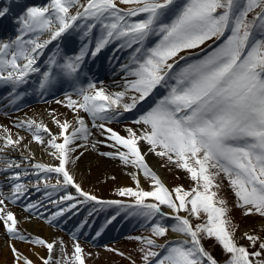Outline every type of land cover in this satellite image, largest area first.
<instances>
[{"label":"snow or ice","instance_id":"6c2138e0","mask_svg":"<svg viewBox=\"0 0 264 264\" xmlns=\"http://www.w3.org/2000/svg\"><path fill=\"white\" fill-rule=\"evenodd\" d=\"M9 11L0 8V18ZM18 24L13 38L0 39V86L19 98V89L39 74L41 90L67 81L73 91L56 101L72 119L55 109L48 113L55 132L27 115L11 127L0 125V228L13 241L12 264H86L75 231L69 254L62 237L32 236L20 228L13 206L25 200V220L35 214L50 226L89 203V217L97 205L116 209L105 226L121 212L141 218L150 234L130 238L139 244V261L107 249L130 264H220L205 247L206 238L220 246L223 264H264V0H46L25 6ZM73 33L82 44L79 53H53L42 70L49 45ZM113 42L128 51L118 90L102 81L83 86L85 58ZM134 110L139 115L124 134L110 126ZM91 129L103 139H90ZM101 144L112 151L101 152ZM33 145L53 162L37 161ZM89 152L129 169L133 183L116 189L122 199H103L78 182L72 166ZM149 154L184 170L193 186L169 188L150 166ZM141 177L150 181L148 188ZM218 179L228 181L245 218L261 220L259 230L241 234L246 245L236 239L239 225L232 223L227 201L213 190ZM33 190L43 199H28ZM87 224L85 218L78 228ZM17 243L28 244L36 261Z\"/></svg>","mask_w":264,"mask_h":264},{"label":"bare ground","instance_id":"6f19581e","mask_svg":"<svg viewBox=\"0 0 264 264\" xmlns=\"http://www.w3.org/2000/svg\"><path fill=\"white\" fill-rule=\"evenodd\" d=\"M8 0H0V8H3L6 6V2ZM36 1V0H31ZM37 0L36 2H38ZM38 3L44 4L46 3V0H41ZM38 3H31L30 1H26V6H38ZM19 28V27H18ZM18 30V29H17ZM17 32V31H16ZM74 36L71 35H65V37L59 39V41H54V44H57L58 47L63 46L62 52L59 53L61 55H64L65 53L67 56L75 55L79 53V50L82 46L81 41L79 39V36L76 33ZM15 34H0V39L7 40L9 38H13ZM94 36H97L99 34H93ZM72 40L71 43H69V40ZM61 42V43H60ZM119 42H113L106 46L100 53L97 54L94 59H91L92 57L88 55L85 58L84 61V73L90 72V67L96 63L97 60L103 63L102 67L100 66L101 72H102V78L107 79L112 76L116 75L120 72V66L116 63L120 62V65L125 63L126 58V51L120 48H116L114 45H118ZM62 44V45H61ZM55 47V46H54ZM92 47H94V43L92 44ZM46 51V50H45ZM58 52V50L54 51L53 53ZM70 52V53H69ZM106 56H105V55ZM97 59V60H96ZM94 63V64H93ZM98 67V65H97ZM96 76L95 74L89 75L90 78H93ZM122 74L120 75V77ZM116 76L114 77V79ZM106 87L110 88L111 90H118V86L122 84V79L120 78V81L117 82L113 80L111 77L110 80L107 81ZM35 86H38L37 88L40 89L39 83H35ZM58 88V87H57ZM19 91H23V88H20ZM41 93H44V90L40 89ZM48 94L50 91H48ZM5 93L7 96H12L14 92L9 86H5ZM5 96V94H4ZM64 97L58 98L57 100H63ZM57 100H47L42 104H35L26 107L24 110H22L18 114H14L13 116H3L0 115V125H5L8 127H11L15 120L17 119H23L25 115L28 117H36L37 119L44 120L45 123L49 124V127L52 128V130L55 132L57 131L56 126L50 122V118L48 116V113L50 110L55 109L59 114H61L63 117H67L68 119H72V113L70 110L66 109L63 105L57 104ZM135 112V110L131 113H124L122 117L116 121L113 122L110 126L116 129L117 131H121V134H124L122 129L127 126H134L132 124V121H130V118L132 114ZM85 115V114H84ZM86 120L89 122V126L91 128V118H87ZM91 131L94 133L90 139H103V137L99 136V132L96 129H91ZM82 143V141H81ZM99 150L101 152L104 151H112V149L106 147L105 145L101 144L99 146ZM33 151L36 154V159L39 162H53L51 158L43 151L42 148L33 145ZM18 155V154H16ZM157 162L151 160V166L155 168L158 175H160L163 180L166 182L164 176L161 173L160 168L156 164ZM73 171L76 173V178L78 182L82 183V186L85 190L94 192L95 194H98L96 192V189H89V179H92L97 184L98 182H101L100 179L103 177V175H107L108 173L112 175L113 177H116L118 175L121 178L130 179L129 175H123L122 172L125 171L126 167L121 164V162L118 159H112L107 157H101L98 156L95 152H89L85 153V156L78 162L77 165L72 166ZM89 175H93L89 177ZM93 188V187H92ZM70 191L74 192V189H70ZM28 199L31 200H39L43 199V195L40 192H35L33 196H29ZM80 207V205H78ZM47 208L51 211H55V208L52 205H47ZM13 210L17 213V216L20 220V228L25 231L27 234H31L32 236L40 235L43 238L52 239L56 237H60V231L57 228H54L53 226H50L45 220L38 218L34 214V218L31 220H25V217L28 215L23 208L15 206L13 207ZM41 212L46 213L44 216L48 215V212L44 209L41 210ZM77 217L78 222L81 223L84 221V215L82 214V211L77 210ZM67 218V217H66ZM64 219V218H63ZM102 226H99V228L96 230L98 231ZM77 229V226H76ZM77 231V230H76ZM109 233V230L104 229L101 236L106 235ZM176 233H173L174 235ZM8 236H5L3 228H0V264H12L13 257L10 252L9 245L12 243ZM17 247L27 256H30L34 261H36V257L32 254L33 249L26 243H17ZM36 251H39L41 255H43V251L39 248L35 249ZM38 264V262H37Z\"/></svg>","mask_w":264,"mask_h":264},{"label":"rangeland","instance_id":"374dc122","mask_svg":"<svg viewBox=\"0 0 264 264\" xmlns=\"http://www.w3.org/2000/svg\"><path fill=\"white\" fill-rule=\"evenodd\" d=\"M47 57L45 59H47ZM120 75L121 72L117 73L116 78H113V80L119 82L121 78ZM103 81L106 82L107 79ZM147 108L145 110H147ZM146 159L148 160L150 166L151 160L157 162L156 164L160 168L161 173L164 176L166 182L160 175L159 176L169 188H173L178 185H183L187 189L193 186V182L190 180L188 174L184 170L177 169L171 162L167 161L165 158H160L153 154H149ZM152 168L154 171H156L154 167ZM128 172L129 169L126 168L125 171L122 172V176L127 175ZM91 176L93 175H89V177ZM100 181L101 182H98L97 184L92 179H89V184L93 187H89V189L94 190L95 188L96 192L98 193L97 195L103 199H122L116 195V189L120 186H127L133 183L131 179H126L124 177L121 178L118 175H116V177H114L113 179V176L109 173L107 175H103ZM141 183L143 187L148 188L150 181L144 177H141ZM218 183L220 184L219 188L213 190L217 191L218 199H225L227 201V204L231 209L230 217L232 223L235 225H239V228L235 233L236 239L239 243L246 245L248 242L240 238L241 234L244 231L249 230L250 228H255L259 230L261 227V220L258 216H251L245 218L242 215L241 210L234 206V196L228 185V181H221L218 179ZM92 206L93 205L91 203L83 205L82 209L84 210L85 214H88ZM96 207L97 211L94 212L91 217L102 213L104 218H102L101 220L103 222H106V220H108L112 215H115L116 209L114 207L102 208L99 205H97ZM116 220L120 222V229L123 228L122 231H120V236L113 238L111 237L103 240L102 242H93V239L88 234V231H86L88 229V224L84 228L80 229L78 228V225H80L81 223H79L77 220L76 233L79 236V242L81 246L85 250L86 264H130V261L128 259L121 257L115 254L114 252L108 251V248L117 249L118 251L124 252L125 257L130 255L133 259L139 261V244L138 242L130 238L136 235H149L150 228L142 226L143 221L141 218L135 216H128L125 214V212H121V214L117 216ZM203 220H206V216L202 214L201 222H203ZM56 226L59 227L58 225ZM73 232L74 231L67 232L64 229H60V237L63 238L65 245L68 246L69 254H71V245L73 243L71 233ZM5 236L7 235L5 234ZM203 242L205 247L214 255L215 258H217L220 264H223L225 256L222 253L218 243L213 239L207 238ZM88 253H91L92 255L89 256Z\"/></svg>","mask_w":264,"mask_h":264}]
</instances>
